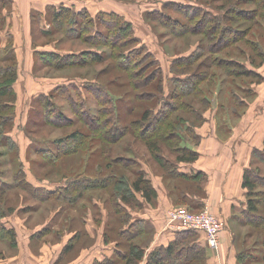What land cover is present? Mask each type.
I'll return each mask as SVG.
<instances>
[{"label": "rangeland", "instance_id": "rangeland-1", "mask_svg": "<svg viewBox=\"0 0 264 264\" xmlns=\"http://www.w3.org/2000/svg\"><path fill=\"white\" fill-rule=\"evenodd\" d=\"M38 1L44 11L21 14L10 3V19L0 14L7 30L0 55L8 57L0 66L17 74L3 97L10 119L0 126V264L55 256L128 264L130 244L144 248L139 264H156L155 252L161 264H174L195 239L181 237L168 255L155 246L159 229L136 219L171 227L170 211L205 207L223 221L221 234L231 223L239 256L264 254V0ZM187 3L220 13L228 30L205 25V12L191 16ZM23 15L29 24L16 19ZM146 110L155 122L140 119ZM214 141L220 149L199 151ZM242 143L255 146L245 171L258 183L243 186L260 209L245 205L229 220L204 200L203 188L217 177L218 159L227 157L224 168H232ZM194 151L192 162L178 160ZM199 157L205 169L189 171ZM140 176L155 196L145 195L143 182L134 189ZM220 246L221 236L218 248H205ZM216 257L182 264H218Z\"/></svg>", "mask_w": 264, "mask_h": 264}, {"label": "crops", "instance_id": "crops-1", "mask_svg": "<svg viewBox=\"0 0 264 264\" xmlns=\"http://www.w3.org/2000/svg\"><path fill=\"white\" fill-rule=\"evenodd\" d=\"M10 3L13 4V6L15 8V12L21 13V14L23 13V9H25L26 7L30 8V9H31V7H34V9H37L39 11H44L43 6L45 5V3L40 4L38 0H0V14H1V16L6 14L9 17V19H10V16L8 14L10 11L7 9L6 6H8L7 4H10ZM25 14H27V13H25ZM16 19L24 20V21H26V23L29 24V22H28L29 17L27 15L20 16ZM0 22H1V19H0ZM9 22H11V20ZM28 24H27V29H28ZM6 31H7L6 28H4L3 31L0 29V38L1 39L6 36V34H7ZM251 112L252 111L250 110L249 113H251ZM226 145L227 144H223V149H226V147H228ZM232 145L233 144H231V146H229L231 151H232ZM198 147H199V151L210 150V149L215 150V149L221 148L215 141L202 143V145L201 146L198 145ZM254 147H255L254 145H251L252 152L254 151ZM251 148L248 145V143H242L241 145L237 144L234 152L236 153V156L238 157V159L236 162L232 163V168H230L229 170H226L224 168V166H226L228 164L227 161H229V160H227V157H223L220 159H218V157H217V159L219 161L216 163L217 170H215V174L217 175V177L211 178V180H209V182L206 185H204L205 188H203V189L205 191V195L207 194V196H206V198H204V200L209 199L208 202L211 205V208L213 210H215L216 212H218L219 214H221V216H223V217L225 216L227 219H229L230 216L231 217L235 216L236 213H239L240 211L246 210L245 205H248V203H247L248 200L246 197L247 189L244 188V186H243L244 182L243 181H244V176L246 174L245 169H246L247 161L251 160V158H250V155L252 154ZM193 164H194V162H193ZM203 166H204L203 159H200V157H199L195 162V166H188V170L189 171H195L196 173H198L197 171H199L201 169H205V168H203ZM227 169H228V167H227ZM205 203H207V202H205ZM251 214L254 215L253 212H250L248 215L250 216ZM136 220H137L136 223L141 224L144 228L157 227L159 229L157 231L158 234H157V240L155 241V246L157 248L160 247L161 249H163V252L164 251L167 252L168 251L167 249H169L170 246L173 245L174 243L178 242L179 239L187 238L186 235H183L179 229L174 228L171 224H170L171 227L168 224H166L167 227L162 225V226H164V228L161 225H158L157 222H155L154 217H139ZM229 220H231V218ZM243 222L248 223V224H253L254 222H256V220L255 219L253 220L250 218H245V219H243ZM228 224L230 225L231 223H228ZM229 225L227 228L228 230L227 231L225 230L226 232L224 231L221 234V246H220L221 249L219 250V252L215 253L214 251H211V249L207 250V248H205V246H206L205 236L203 235L202 232L201 233L197 232L198 233V240H195L194 242H192L191 244H189L186 247V248H188L187 253H190L193 251H201V252H197L198 253L197 256H200V254L204 255V253H205V255H208V256L210 255L211 257L212 256L216 257V255H218L219 257H221L218 260V264H250L252 261H256V260H259L260 263L264 264V260L262 258L263 254L262 255L259 253L253 254L251 256V260H249L250 262L248 261V259H249L248 257L245 258V257H243L241 255L239 256L237 254L236 248L234 245L236 243L235 242V234L232 231V228L229 227ZM241 225L243 226L244 224H241ZM161 233H163V234H161ZM80 254L81 253H79V255ZM63 257L64 256H62V257L55 256L53 258L54 260H50V261H49V259L45 258L43 260V263L44 264H46V263L47 264H91V261L89 259L87 261L86 260H84V261L80 260V258L78 261L77 260L76 261H74V260L73 261H71V260L70 261H64V260H62ZM178 257L180 259L179 262H184L183 256L180 255V256H177V258ZM94 259H97V258H94Z\"/></svg>", "mask_w": 264, "mask_h": 264}, {"label": "trees", "instance_id": "trees-1", "mask_svg": "<svg viewBox=\"0 0 264 264\" xmlns=\"http://www.w3.org/2000/svg\"><path fill=\"white\" fill-rule=\"evenodd\" d=\"M178 5H180V7H182L183 4L181 3V4H178ZM185 5L187 7L191 6L190 8H185V10L186 9H189L188 12L191 11L190 12L191 16H193V15L195 16L198 13L203 14L205 12V14H204V17L206 18L205 25H207V26L209 25L210 26V24L212 25V24H214V22H217L218 23L217 25L219 26V28H221V29L227 28V29H224V30H228V27H226L225 25L223 26V24L220 21L221 17L218 16V14H220V13L214 14L212 11H200V8L198 6H193V5L188 4V3L185 4ZM237 9H238V11H245L248 14L250 13V15H251V12H249V10H247V9L246 10H244L243 8H237ZM154 12H161L162 13V11H160V10H154ZM206 12H208L210 14V16H206ZM164 15L169 16L167 14H164ZM263 16H264V14H263ZM224 17H225V15H224ZM226 18H228V15L227 14H226L225 19ZM175 21H178V20H175ZM183 28H184V26H183ZM250 43L252 44V47H253L254 44H253V41L252 40L250 41ZM53 55H54V58H60L62 56L61 54H53ZM4 59L6 60V59H8V57L1 56L0 55V60H4ZM235 64H237V66L241 67V70H240V73L241 74L242 73L243 74H246V75L250 74L248 72V70H246L247 68L244 67V64H240L238 62H236ZM146 69H147L146 67L143 68V70H146ZM152 72L153 71H151V73ZM153 75H155V74H153ZM16 79H17V74H16V70H14L13 67H8V66L1 67L0 66V101L2 103H3V101L7 102V103H4V104H1V107H0V126H4L5 124H7V120L10 119L9 116L3 115L2 113H7L6 111H8V107L12 106V104H9L8 103L9 100L3 99V97H6L7 95H11V93L14 91L13 84L16 82ZM149 115H150L149 112L146 110L144 112L143 116L140 119H142V120H144V122H146V120H148L149 117L151 116V115L150 116ZM148 122L151 123V122H155V121H152V119H151V120H148ZM0 131H1V129H0ZM74 136L78 137L79 136V133L78 132H75L74 133ZM147 142L150 143V140H147ZM153 144H155V143L153 142ZM195 153L196 152L194 151V153H193L192 156L183 155L178 160L179 161L182 160V161H187V162L190 161V162H192L193 160H195L194 158H196V156H197ZM173 171H174V169H173ZM174 174H183V173H182V171H179L177 173L174 171ZM140 182H143L145 184V186H144V189L146 190L145 191V195H148L149 198L151 197V195H154L155 196L156 192H154V190H152L149 187L148 181L144 180V178L142 176H140L139 181H137L135 183V188H134L135 190H138L139 191L140 189H142L140 187V184H139ZM257 183H258V180L253 179L251 177V173L249 171H247L246 174H245V176H244V185L250 187L253 190L254 187L257 185ZM11 185L12 184H10V186ZM3 186L4 185L0 184V187H3ZM126 190H127V188H126ZM127 192L128 191H123V194L126 193L128 196H131L132 195V194H128ZM254 193H255V191H254ZM124 197H126V196H124ZM259 205H260L259 197L258 196H253V194L251 193L250 199L248 200V206H249L250 211H252V210H257L258 211L260 209L259 208L260 207ZM258 224H259V222L256 221L252 225H258ZM7 230L8 231H11L8 228H7ZM6 233H8V232H6ZM182 234L183 235H186L188 238H194L195 240H198V234H197L196 231L186 230V231H182ZM167 250L168 251L166 253L169 255V254H171V252H173L174 248H173V246H171ZM197 252H201V251H193V252H190L189 254L184 255L183 256L184 257L183 258L184 259V262L186 260H188L192 256H197L198 255ZM204 255H205V253H204ZM204 255L203 254H200V256H204ZM125 256H126V258L128 260L127 261L128 264H139L141 262V260L143 259V257H144V248L141 247V246H139V245H137V244H130V247L125 252L124 257ZM241 256L245 257L243 254H241ZM155 257H158V253H156V252L154 254H152L150 258L151 259L154 258V260H156L157 263L161 264V260L160 259L159 260L158 259H155ZM262 258L264 260V254L262 255ZM178 259H179V257L176 258V261H175L174 264H182V263H184V262H179L180 259L179 260ZM101 264H103V263H101ZM151 264H153V263H151Z\"/></svg>", "mask_w": 264, "mask_h": 264}, {"label": "built area", "instance_id": "built-area-1", "mask_svg": "<svg viewBox=\"0 0 264 264\" xmlns=\"http://www.w3.org/2000/svg\"><path fill=\"white\" fill-rule=\"evenodd\" d=\"M174 209L170 211L171 225L179 230H194L205 234L206 243L210 247L218 248L220 234L224 223L219 216L212 213L209 207L200 212H191Z\"/></svg>", "mask_w": 264, "mask_h": 264}]
</instances>
